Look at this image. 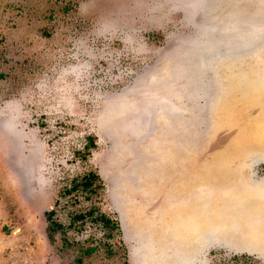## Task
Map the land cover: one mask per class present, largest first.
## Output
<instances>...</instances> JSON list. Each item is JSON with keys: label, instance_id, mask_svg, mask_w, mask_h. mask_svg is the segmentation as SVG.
<instances>
[{"label": "rangeland", "instance_id": "rangeland-1", "mask_svg": "<svg viewBox=\"0 0 264 264\" xmlns=\"http://www.w3.org/2000/svg\"><path fill=\"white\" fill-rule=\"evenodd\" d=\"M89 246L264 264V0H0V264Z\"/></svg>", "mask_w": 264, "mask_h": 264}, {"label": "trees", "instance_id": "trees-1", "mask_svg": "<svg viewBox=\"0 0 264 264\" xmlns=\"http://www.w3.org/2000/svg\"><path fill=\"white\" fill-rule=\"evenodd\" d=\"M214 172H219V171L216 169V170H214ZM82 178H83V180L80 183L73 184L72 188H76V187H79L81 185V187L83 189L88 190L89 192H96V186L97 185L94 186V181H95V179H98L97 174H95L94 171H89ZM94 211H95V207H91L85 212H80L78 217H84L86 215L92 216ZM53 212H54L53 209H50L47 212L48 219L50 220L51 229H54V227L59 225L58 222H56L52 219ZM91 219L94 221H101L103 226H105V227H109V226L113 227V224H114L113 220L110 217L106 216L104 213H98V215L91 217ZM95 249H96L95 246H89L86 248H81V255L76 258L74 264H82L84 257L89 256V254L93 253L95 251Z\"/></svg>", "mask_w": 264, "mask_h": 264}]
</instances>
